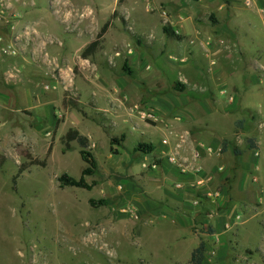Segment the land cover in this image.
Listing matches in <instances>:
<instances>
[{"label":"rangeland","instance_id":"rangeland-1","mask_svg":"<svg viewBox=\"0 0 264 264\" xmlns=\"http://www.w3.org/2000/svg\"><path fill=\"white\" fill-rule=\"evenodd\" d=\"M5 71L28 87L0 82V264H190L201 240L204 264H264L261 0H0ZM202 120L215 121L209 136L226 133L221 146L246 155L258 190L231 193L243 210L225 212L221 245L210 224L173 221L182 234L173 236L158 220L157 149L174 146L164 128ZM73 133L98 163L90 191L58 182L87 167ZM140 144L155 150L137 152ZM236 156L225 187L240 175ZM211 197L192 201L201 215Z\"/></svg>","mask_w":264,"mask_h":264},{"label":"crops","instance_id":"crops-1","mask_svg":"<svg viewBox=\"0 0 264 264\" xmlns=\"http://www.w3.org/2000/svg\"><path fill=\"white\" fill-rule=\"evenodd\" d=\"M261 5L264 6V0H261ZM12 72L5 71L0 73V82L2 77L6 82L21 81L18 73L14 72L15 74H13ZM5 75L10 76L7 78ZM23 78L32 80L31 74L22 76V80ZM19 84H21V88L24 89L22 92L24 91V93H26L27 88L25 87H28L27 83L23 82ZM250 84L261 87L260 82L255 78H253V80L250 79ZM244 85L245 84L242 83V87H245ZM4 87L5 86L0 83V95L6 93ZM194 87L197 88L202 86L200 83H195ZM215 88H219V86L215 85L214 89ZM255 89H257V87L252 90V93ZM214 123L215 121L209 124V122L205 120H202L201 123L190 121L181 124L175 121H169L168 125L165 126L164 130L169 126L173 129V135L169 138L172 139L174 146L170 148L162 146L163 148L160 150L157 149V152L159 151L158 155L163 157L162 163L158 168V198L165 199V205H160L158 201V217L161 216L158 220L160 222L168 221L172 224V232L170 234H173V236L182 235L180 232L178 233L179 229L175 228L173 221L179 220L188 225L185 221V219H187L193 222L202 221L204 224H210L214 229V237L221 245L223 242L222 239L226 236V222L229 221L225 218V212L229 208H232L236 213L243 210L240 201L235 199L231 193L252 194L256 192L257 194L258 190L254 188L252 180L251 171L254 170V165L251 166L250 163L244 162V156L246 155L242 156V154H239V156H236L233 147H227L225 143L223 144L226 149L223 151L224 145L221 146V143L226 137V133L220 134L219 137H211L208 135L210 133V126ZM158 131H162V129ZM219 131L221 130L219 129ZM210 150H212V153L209 152ZM168 154L173 155L172 162L166 158ZM235 156L239 157L238 161L240 167L238 170L240 175L237 176L238 180L235 181V186L233 188L229 186L225 187V183L231 181V179H228L229 170H231L229 169L228 162L235 159ZM209 177L213 179L208 180ZM177 186H179L180 189H178ZM199 193L205 196V199L208 195L212 196L209 199L210 204L206 203L204 206L210 205L213 208L209 216L201 215V208L195 206V204L198 206L201 205L198 201H201L202 197L199 198L198 201L195 199ZM192 201H194L195 204H192ZM173 204H177L178 207L186 209L188 215L180 211H172L169 207L176 208ZM244 204L247 205V202Z\"/></svg>","mask_w":264,"mask_h":264},{"label":"trees","instance_id":"trees-1","mask_svg":"<svg viewBox=\"0 0 264 264\" xmlns=\"http://www.w3.org/2000/svg\"><path fill=\"white\" fill-rule=\"evenodd\" d=\"M167 31V30H165ZM169 31H167L168 33ZM170 33V32H169ZM174 36V34L172 35ZM241 122H237L236 125H240ZM71 140H77L78 143L80 144L82 150H81V157L83 161L87 164L86 169L83 171L82 176L79 180H76L68 175H63L58 179L59 185L61 188H66V187H74V188H79V189H84V190H92L93 187L96 185L95 183L89 184L86 180L87 177H93L99 174V167L98 163L93 156L92 153L86 151V149L89 147V142L88 139L84 136H80L78 133H73L70 135ZM224 145V144H223ZM226 147L225 145L223 146V151H225ZM250 150H257L256 145H251L249 146ZM155 150L154 145L152 144H140V146L136 149L138 152H143L144 154H151ZM239 155V154H238ZM112 202L110 200H100V201H95L91 200L90 205L92 207H102V206H107L111 205ZM205 253H206V243L205 241L201 240L198 247L195 248L191 254V259H190V264H204L205 260Z\"/></svg>","mask_w":264,"mask_h":264},{"label":"built area","instance_id":"built-area-1","mask_svg":"<svg viewBox=\"0 0 264 264\" xmlns=\"http://www.w3.org/2000/svg\"><path fill=\"white\" fill-rule=\"evenodd\" d=\"M210 153H212V150L209 151ZM213 178L212 177H209L208 180H212Z\"/></svg>","mask_w":264,"mask_h":264}]
</instances>
